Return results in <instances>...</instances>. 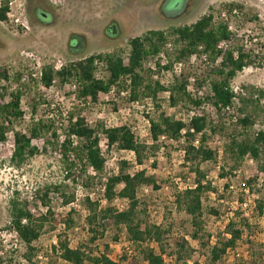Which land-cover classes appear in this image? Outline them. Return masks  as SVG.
<instances>
[{
	"label": "trees",
	"instance_id": "obj_1",
	"mask_svg": "<svg viewBox=\"0 0 264 264\" xmlns=\"http://www.w3.org/2000/svg\"><path fill=\"white\" fill-rule=\"evenodd\" d=\"M187 8L188 0H175L172 4L164 0L158 10L164 19L175 20L181 18ZM34 10L32 15L43 22L39 8ZM7 12L8 2L4 0L0 6V22L6 20ZM248 24H253L260 32L257 39L264 44V27L257 14L240 3L223 2L211 7L192 24L166 31L149 30L129 39L125 58L121 53L110 52L82 57L57 71L52 65H44L38 80L32 77L28 68H18L8 74L6 68L0 67V144L12 134L9 165L18 169L36 155L57 151L65 179L73 183L81 181L91 189L94 178H98L102 195L99 200L84 197L86 214L81 229L90 245L103 240L110 231L118 234L113 236L114 241L123 234L127 245L114 259L106 253L94 255L89 246L71 247L67 233L74 229L73 216L78 212L74 193H66V187L48 183L34 193L44 212L35 214L28 200L15 197L9 200V223L5 229L15 233L23 249V264H164L165 257L173 264H188L193 249L186 235L199 245L201 237H206L209 264H219L228 255L234 257L233 264H264V240L259 238V223L264 219V184L247 214L233 212L216 236L210 234L202 220V199L212 187L200 165L215 158L214 151L205 145L209 137L216 134L227 137L222 154L232 161L230 174L248 157L256 163L257 175H264V129L252 131L254 124L264 116V89L242 85L234 91L231 86L233 79L244 69L264 67V45L252 42V36L245 37L241 32ZM103 34L111 39L121 36L115 22L106 26ZM70 37L73 38L67 54L79 56L83 53V37L77 41L76 35ZM167 44H170L169 48ZM160 54L164 59L158 58L152 64L153 69L143 67L149 57ZM191 60L198 63V72L185 74L181 68L168 83H163L160 78L151 79L152 75L158 76L160 69L170 71L173 64L182 66ZM99 69L102 72L100 78L97 77ZM56 81L69 84L75 100L84 107L96 104L101 95L111 91L116 96L124 92L130 102L150 104L155 113L147 116V138L142 140L125 125L90 126L83 108L78 113L73 108L66 116H62L61 111L53 114V104L37 91L39 87L50 90ZM190 84L196 89L206 88L205 95L197 91V96H192L188 92ZM159 94L167 96L171 109L189 108L188 121L177 118V111L170 115L162 110ZM24 99L29 108L28 120L21 108ZM42 106L47 111L38 115ZM203 109L213 112L216 118L209 117ZM101 138L108 149L114 147L132 153L138 166H145L154 158V153L164 142H180L183 163L188 165L193 180L192 184L173 193L171 203L176 211L187 217L188 234L168 239L174 222L168 225L150 222L146 203L138 197V192H156L160 190L161 182L148 169L131 173L128 163L120 161L117 170L106 174ZM150 167L155 169L154 162ZM256 179V176L247 179V188L251 190ZM53 192L61 197L63 205L75 206L61 218L63 230L56 236L55 244L43 249L36 246L39 237L45 231H54L60 223L54 219L51 207ZM117 201L123 202L124 206L117 205ZM243 203L240 199V205ZM211 213L217 217L216 210ZM167 240H172L171 254L164 249ZM239 248L243 249L242 253L237 251Z\"/></svg>",
	"mask_w": 264,
	"mask_h": 264
},
{
	"label": "rangeland",
	"instance_id": "obj_2",
	"mask_svg": "<svg viewBox=\"0 0 264 264\" xmlns=\"http://www.w3.org/2000/svg\"><path fill=\"white\" fill-rule=\"evenodd\" d=\"M3 1L1 0V3ZM6 1L14 3L12 5L14 14L15 12L18 13V10L15 9L17 4H22L24 13L20 18V22H24L26 27L20 24L14 26V23L9 24L5 21L0 22V67L6 68L8 74L14 73L18 68H28L33 73L32 77L37 80V74L44 65H52L55 70V67L61 68L70 62L91 54L110 52L121 53L125 58L128 52L129 39L141 36L149 30L166 31L171 27L192 24L200 16L207 13L211 7H216L223 2L242 4L257 14L264 27V0H188L187 12L181 18L175 20H167L160 15L158 7L162 5L164 0ZM166 1L169 4L175 2V0ZM37 7L40 12L49 16L44 20L47 23L40 22L32 15V11ZM112 22H115L116 29L121 33L119 39L107 38L103 34L104 28ZM241 32L245 33V37L252 36V42L260 43L257 39L260 32L253 24H248ZM72 34L83 37V53L76 57L67 54V41ZM260 44H263V42ZM155 58L157 57H149L144 62L143 67L151 70L150 66L157 61ZM195 66L196 69L193 68ZM181 68L184 69L185 74L195 70L198 72V63L191 60L189 63H184ZM158 72V76L152 75L151 79L160 78L165 83L168 79L166 70L160 69ZM101 76L102 72L99 69L97 77L100 78ZM242 85H252L264 89V67L261 69L248 68L238 73L231 86L235 91ZM197 91L205 95L206 88L196 89L191 84L188 85V92L192 96H197ZM37 92L43 93L45 98L53 104V114L61 111L63 112L62 116H66V112L73 110V108L77 113L79 109L83 108V114H85L90 126L102 124L106 128L122 125L130 128L134 127L135 130L133 131L142 140L147 138L148 125L145 118L153 116L155 113L154 108L148 113H143L144 110L141 107L137 109V107L134 108L130 105L126 95L116 96L113 92L101 95L96 104H87L88 106L84 107L75 100L73 89L69 84H59L57 81L50 90L45 91L42 87H39ZM158 96L161 100L162 110L170 115L177 111L175 113L177 118L187 121L189 108H187L189 110L185 108L171 109L168 106L167 96L165 94H159ZM21 108L26 113L25 120H28L29 108L26 99L22 101ZM203 110L208 113L209 117L216 118L213 112L208 109ZM46 111L44 106L39 107L38 115H42ZM263 129L264 116L258 119L252 131ZM226 142L227 137L224 134L209 137L205 145L208 149L214 151L215 158L213 161L204 162L200 165V169L206 174V181L210 182L212 187V190L206 193L202 199V220L212 236H216L221 231L233 212L247 214L249 206L252 205L254 199L258 198V191L264 184V175H257L256 163L248 157L237 169L231 172L232 174L229 173L232 161L222 154ZM100 148L106 160V174L117 170L120 161L128 163L130 166L128 172L132 173L143 168L152 172L161 182L160 190L156 192L147 190L138 192V197H141L146 203L145 207H147L150 222L165 225L174 222L175 224L171 228V236H168V239L188 234L190 229L187 217L183 212L176 211L171 203L173 193L192 184L193 180L188 165L183 163L180 142L175 144L164 142L154 153V158L149 159L145 166L136 165L133 155L129 152L118 151L114 147L108 149L103 138L100 139ZM12 149L13 137L12 134H8L7 140L0 144V259H2L0 264H23L21 259L23 249L18 244L15 233L5 229L9 223V200L13 197L18 200H28L35 214L44 212L45 209L35 200L34 193L39 187L48 183L66 187V193H74L78 212L73 216L74 229L67 233L71 247L79 244L82 247L89 246L94 255L106 253L113 259L120 255L124 248H127L123 234L119 236V240L114 241L112 238L117 233L110 231L105 234L103 240L90 245L81 229L82 219L86 214L83 205L84 197H91L93 200L101 198L102 192L98 178H94L93 188L91 189L86 188L81 181L73 183L71 180L65 179L63 166L57 151L36 155L20 168H13L8 163ZM152 162L156 166L155 169L150 167ZM255 176L257 179L251 184L250 190L247 188L246 180ZM90 190L93 191L92 194ZM51 199L54 219L60 223L54 231H45L39 237L36 246L43 249H49L51 245L55 244L56 236L63 230L61 218L66 216L72 206H75L74 204L63 205L61 197L54 192ZM240 199L244 200L241 205ZM116 204L121 207L124 206L121 201H117ZM211 210H216L217 217L212 215ZM259 235V238L264 240V219L259 223ZM186 237L193 249L189 264H209V254L205 244L206 237H201L200 245L191 240L189 235H186ZM164 244L165 252L171 254L172 240H167ZM237 251L242 253L243 249L239 248ZM4 254L6 256L2 257ZM233 263L234 257L232 255L225 256L219 261V264ZM164 264H173V262L165 257Z\"/></svg>",
	"mask_w": 264,
	"mask_h": 264
},
{
	"label": "built area",
	"instance_id": "obj_3",
	"mask_svg": "<svg viewBox=\"0 0 264 264\" xmlns=\"http://www.w3.org/2000/svg\"><path fill=\"white\" fill-rule=\"evenodd\" d=\"M13 4H14L13 2H9L8 3V12L6 14V20H5V22H8L9 24L14 23V26H18V24H20V25H23L24 27H26L24 25V22H20V18L22 17V15L24 13V10L22 9V4H17V6L15 7V9L18 10V13L15 12V14L13 13L14 12L13 6H12ZM0 6H1V0H0ZM169 47H170V44H167V48H169ZM156 57L157 58H155V60H158V58L159 59H164V56L162 54H160V55H158ZM150 68L153 69L152 66H150ZM59 69H60L59 67H55V70L56 71L59 70ZM180 72H181V65L180 64H173L172 65V69L170 71H166V75H167V78L168 79L165 82L168 83V81L172 78L173 75H176L177 76ZM39 77H40V71L37 74V78H39ZM120 95H124L125 96L126 94L123 92ZM128 102L134 108L137 107V109H138V107H141V109L144 110L143 113H148V111L152 110V106L150 104H147L146 106H144V105L139 106L140 104L137 103V102H130V101H128ZM145 119H146L147 125L149 127L148 119L147 118H145ZM183 121L184 122H187L188 120L187 121L183 120ZM127 127H129V126H127ZM148 127H147V131H148ZM130 129H131L132 132H134L133 130H135L134 127H131Z\"/></svg>",
	"mask_w": 264,
	"mask_h": 264
},
{
	"label": "flooded vegetation",
	"instance_id": "obj_4",
	"mask_svg": "<svg viewBox=\"0 0 264 264\" xmlns=\"http://www.w3.org/2000/svg\"><path fill=\"white\" fill-rule=\"evenodd\" d=\"M34 14H35V10L33 11V15H34ZM41 15H42V19H43V20H46V19L48 18V16H47L46 14H42V13H41ZM43 23L45 24V23H47V22L43 21ZM80 37H81V36H77V35H76L75 40L77 41ZM71 38H73V37H69V39H68V41H67V47L71 46V45H70V42L72 41Z\"/></svg>",
	"mask_w": 264,
	"mask_h": 264
}]
</instances>
